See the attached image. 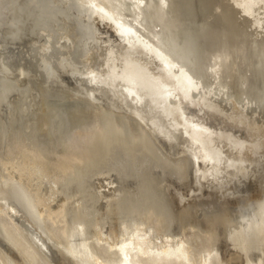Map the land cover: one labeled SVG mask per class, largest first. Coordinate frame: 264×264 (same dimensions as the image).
I'll return each mask as SVG.
<instances>
[{"label":"bare ground","instance_id":"obj_1","mask_svg":"<svg viewBox=\"0 0 264 264\" xmlns=\"http://www.w3.org/2000/svg\"><path fill=\"white\" fill-rule=\"evenodd\" d=\"M0 264H264V0H0Z\"/></svg>","mask_w":264,"mask_h":264}]
</instances>
